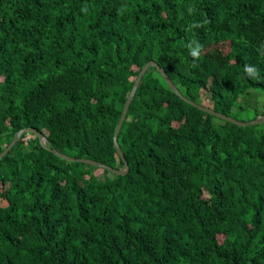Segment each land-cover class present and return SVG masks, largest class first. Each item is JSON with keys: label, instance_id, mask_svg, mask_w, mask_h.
Returning a JSON list of instances; mask_svg holds the SVG:
<instances>
[{"label": "trees", "instance_id": "1", "mask_svg": "<svg viewBox=\"0 0 264 264\" xmlns=\"http://www.w3.org/2000/svg\"><path fill=\"white\" fill-rule=\"evenodd\" d=\"M150 61L232 117L264 91V0H0V153L33 128L124 170L114 130ZM117 143L125 175L20 136L0 159V264H264L262 125L191 106L153 66Z\"/></svg>", "mask_w": 264, "mask_h": 264}, {"label": "water", "instance_id": "2", "mask_svg": "<svg viewBox=\"0 0 264 264\" xmlns=\"http://www.w3.org/2000/svg\"><path fill=\"white\" fill-rule=\"evenodd\" d=\"M155 67L160 76L163 78L164 82L167 84V86L172 90V92L174 94H176L178 97H180L183 101H185L186 103L190 104L191 106L199 109V110H202L204 112H207L208 114L212 115V116H215L217 118H220L222 120H225L227 122H230L231 124H234V125H237L239 127H246V126H254V125H258L260 124L261 122L264 121V116H260L258 117L257 119L253 120V121H250V122H241V121H237L229 116H226L222 113H219V112H216L214 111L213 109H210L208 107H204V106H201V105H198L197 103L187 99L186 97H184L180 91L176 88V86L172 83V81L170 80V78L168 77V75L166 74V72L164 71L163 68H161L160 66H158L157 63H155L154 61H150L148 62L147 64L144 65V67L141 69V71L139 72V74L137 75L136 79H135V82L133 84V87L125 101V104L123 106V109H122V112H121V115H120V118H119V121L115 127V130H114V135H113V146L116 150V153L118 154V156L120 157V159L123 161V164H124V170H115L111 167H108L102 163H99V162H95V161H92V160H87V159H81V158H72L70 156H67V155H64V154H61L60 152H58L57 150L55 149H52L50 147H48L47 143H46V138L44 137L43 134H41L40 132L36 131L35 129L33 128H26V129H22L20 131H18L14 137L12 138V140L10 141V143L7 145V147L0 153V159L5 156L9 150L12 149V147L17 143V141L19 140L20 136L24 133H31L33 134L34 136H36L38 138V141H39V144L41 147H43L44 149L50 151L52 154L56 155L57 157L61 158V159H64L66 161H70V162H79V163H83V164H87V165H92V166H95V167H98V168H101V169H105L111 173H114V174H117V175H125L128 170H129V167H128V163L124 157V154L122 152V150L120 149L118 143H117V136H118V133L121 129V126L125 120V117H126V114L128 112V109H129V106L132 102V99L134 97V94H135V91L142 79V77L144 76V74L146 73V71L150 68V67Z\"/></svg>", "mask_w": 264, "mask_h": 264}, {"label": "rangeland", "instance_id": "3", "mask_svg": "<svg viewBox=\"0 0 264 264\" xmlns=\"http://www.w3.org/2000/svg\"><path fill=\"white\" fill-rule=\"evenodd\" d=\"M239 103V108L233 110L231 118L241 122H250L260 116H264L263 90H252L247 92L245 96L239 99ZM258 125H262V128H264V121ZM99 173V171H96V174Z\"/></svg>", "mask_w": 264, "mask_h": 264}, {"label": "clouds", "instance_id": "4", "mask_svg": "<svg viewBox=\"0 0 264 264\" xmlns=\"http://www.w3.org/2000/svg\"><path fill=\"white\" fill-rule=\"evenodd\" d=\"M187 47H189V54L193 58L199 57L201 46L196 45L195 47H193L192 45H187ZM244 71L249 77L258 78V70L255 69L253 66L245 65Z\"/></svg>", "mask_w": 264, "mask_h": 264}]
</instances>
